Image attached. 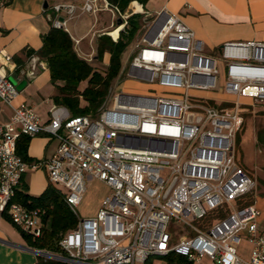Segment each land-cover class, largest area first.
I'll return each mask as SVG.
<instances>
[{
  "label": "built area",
  "instance_id": "built-area-1",
  "mask_svg": "<svg viewBox=\"0 0 264 264\" xmlns=\"http://www.w3.org/2000/svg\"><path fill=\"white\" fill-rule=\"evenodd\" d=\"M51 8L52 26L64 30L68 19L82 13L110 11L122 22L116 36L105 32L114 41L131 14L108 0L57 2ZM149 15L153 18L134 45L126 77L161 89L147 94L118 88L121 66L94 116L72 115L53 101L48 119L41 121L30 104L13 105L18 89L10 77L16 63L0 49V101L12 110L9 120L0 122V214L33 239L42 234V209L15 196L26 170L43 167L49 184L62 191L76 215L88 178L111 189L94 215H77L76 226L59 238L58 251L39 250L44 257L72 264H145L152 255L179 257L168 264H193L204 257L209 264H264L259 210L255 203L235 204L254 186L233 149L239 102L220 107L198 96L190 100L191 90L217 87L221 63L220 92L264 101V42L229 41L217 54L205 53L202 41L177 15L165 7ZM45 67L32 54L25 74L32 78ZM40 132L58 140L54 152L24 160L17 152L18 139ZM219 207L227 210L224 216L205 228L192 225ZM171 223L193 233H174ZM242 238L250 243L247 258L238 253Z\"/></svg>",
  "mask_w": 264,
  "mask_h": 264
},
{
  "label": "crops",
  "instance_id": "crops-1",
  "mask_svg": "<svg viewBox=\"0 0 264 264\" xmlns=\"http://www.w3.org/2000/svg\"><path fill=\"white\" fill-rule=\"evenodd\" d=\"M82 1L0 0V49H4L16 63V68L10 78L15 79V85H19L18 93L13 98L12 104L17 105L20 102L30 104L41 121L48 119V108L54 101L53 95L56 90L50 81L47 67L38 68L32 78L26 76L25 71L29 67L30 56L26 54L25 50H37L41 47L42 36L53 27L51 22L54 15L51 8L53 4L57 2L80 4ZM130 6H132V2ZM140 6L141 10L138 12L145 14L165 7L167 11L177 15L194 32L195 37L202 41L205 53H212L216 49L218 50L223 43L229 41L264 42V0H147L144 5ZM106 12L111 17L109 23L105 22L104 13ZM100 17L102 20L99 23ZM70 20H74L73 31L67 26ZM89 20V27L82 32L81 24ZM117 20L118 17L114 18L111 12L105 9L95 13L85 12L68 19L66 31L74 42L77 54L86 60L91 54L92 60L95 61L96 54L93 55V52L96 53V38L101 33H105V30L109 31L108 28L114 23L118 24ZM78 24L79 27H77ZM118 29L111 33L116 35ZM75 39L78 40L77 44ZM93 42H95V47H93ZM104 57H107L106 62L103 63L106 66L109 53L104 52ZM129 80L132 79L129 78ZM190 94L202 98H214L213 93L208 91L191 90ZM11 113V107L0 101V122L8 121ZM57 144L58 140L46 132L28 137L26 145L28 160H38L51 155ZM96 182L107 186L100 180ZM48 184L45 168H28L22 177L19 191L36 196ZM103 196L99 198L98 206ZM246 244L250 251V243L246 238H242L238 245V253L245 258L249 256V252L244 255L241 248ZM39 250L30 246L20 229L7 217L0 214V264H35L40 255Z\"/></svg>",
  "mask_w": 264,
  "mask_h": 264
},
{
  "label": "trees",
  "instance_id": "trees-1",
  "mask_svg": "<svg viewBox=\"0 0 264 264\" xmlns=\"http://www.w3.org/2000/svg\"><path fill=\"white\" fill-rule=\"evenodd\" d=\"M131 1L108 0L109 3L116 5L121 12L126 10ZM137 1L144 5L147 0ZM141 16V13L130 14L126 18L124 26L126 33L120 31L116 41L106 33L98 35L96 38V60L100 61L104 52L109 53L108 64L102 70L77 54L69 33L61 28L51 27L42 36V44L39 49H26L28 56L34 54L45 61L50 81L56 90L53 95L54 102L65 105L72 115L89 114L94 116L107 94L108 87L119 74L120 55L139 29ZM209 102L212 103V101ZM27 141L28 136H21L17 141V152L24 160H28ZM15 200L29 207L42 209L41 217L44 227L39 237L33 239L29 234L20 230L27 243L37 249L58 251L59 238L66 231L74 228L78 221L77 215L65 203L62 191L58 187L48 184L37 196L30 195L25 191H17ZM226 213L225 208L219 207L210 211L204 218L210 215L213 220ZM2 215L9 219L7 215ZM175 258L179 259L178 256L173 255L166 257L168 263ZM35 264L72 263L38 256Z\"/></svg>",
  "mask_w": 264,
  "mask_h": 264
},
{
  "label": "rangeland",
  "instance_id": "rangeland-1",
  "mask_svg": "<svg viewBox=\"0 0 264 264\" xmlns=\"http://www.w3.org/2000/svg\"><path fill=\"white\" fill-rule=\"evenodd\" d=\"M133 1L137 0H132L131 2ZM131 2L128 4V6H130ZM133 9L134 8L130 6L126 8V12H130L131 14L141 13L142 16L139 19L140 27L135 33L132 40L128 43L125 50L122 51L120 55L121 66H124V72L121 74L118 80V88L124 87L123 89L128 92L152 94L154 92H151V89L158 88V90H160L161 87H158L155 83H146L143 81L141 82L136 80L133 81V79L129 80V78L126 77V72L129 69L130 56L136 49L134 45L141 37V34L144 31L146 25H148V23H150L153 18L152 15L138 11L135 12L132 11ZM104 15L105 22L109 23L111 19L109 13L106 12L104 13ZM118 19L121 18L119 17ZM90 20L88 22H83L84 24H81L80 30L82 32L89 27ZM101 20L102 17H100L99 23L101 22ZM73 22L74 20H70L67 24L71 31H73ZM120 24L114 23V25L110 26L108 30L113 31L115 29H118ZM124 26L122 29L119 30V32L123 31L126 33V30H124ZM77 27H79V24ZM93 47H95V42H93ZM218 52L219 50L216 49L214 52H212V54H217ZM94 54L96 53L93 52V55ZM106 60L107 57H102L100 61L90 60V62L93 64V66L102 70L105 67L103 63H105ZM217 67L219 70L217 87L213 90L208 91L210 93H213L212 96L214 98H204V100L209 104H213L220 107L232 105V103L235 101L239 102L236 121L237 128L233 149L237 163L252 177V179L254 180V186L250 192H247L242 197L235 200V204L240 206L244 203H256V206L259 210V215L257 217L258 227L259 229L264 231V101H252L248 98L236 97L235 95H228L224 94L223 92H220L218 86L220 85L222 78H224L225 67L221 63H217ZM116 80L117 79H113L111 85H114ZM190 100L194 101L199 99L191 95ZM209 101H212V103ZM187 143L188 142L185 141L184 146H186ZM96 181L97 180L94 178H88L86 180V190L80 202L75 207L76 213L80 218L94 215L97 212H95V210L98 206L99 198L102 195H106L111 192V189L108 186L97 183ZM208 216L209 217L203 219L193 220L192 225L198 228H205L212 222V217L210 215ZM169 229L174 233H180L185 231L193 233V230L190 227L174 223L170 224ZM173 240H176V234L173 236ZM241 252L244 255L248 254V244L242 246ZM39 256L44 257L43 255ZM145 264H168V261L164 256L152 255ZM193 264H209V261L204 257L200 262Z\"/></svg>",
  "mask_w": 264,
  "mask_h": 264
},
{
  "label": "bare ground",
  "instance_id": "bare-ground-1",
  "mask_svg": "<svg viewBox=\"0 0 264 264\" xmlns=\"http://www.w3.org/2000/svg\"><path fill=\"white\" fill-rule=\"evenodd\" d=\"M132 5L134 6V11H140L141 10V6L139 4V2H136V1H133L132 2ZM111 33V32H110ZM113 36H116L114 35V33H111Z\"/></svg>",
  "mask_w": 264,
  "mask_h": 264
},
{
  "label": "water",
  "instance_id": "water-1",
  "mask_svg": "<svg viewBox=\"0 0 264 264\" xmlns=\"http://www.w3.org/2000/svg\"><path fill=\"white\" fill-rule=\"evenodd\" d=\"M59 18L62 19V17H59ZM117 23H118V24L121 23L120 19L117 20ZM11 80H12L13 82H15V79H14V78H11ZM16 87H17V89H18V88H19V85L17 84ZM39 254H40V255H45L46 253H45L44 251H39Z\"/></svg>",
  "mask_w": 264,
  "mask_h": 264
}]
</instances>
